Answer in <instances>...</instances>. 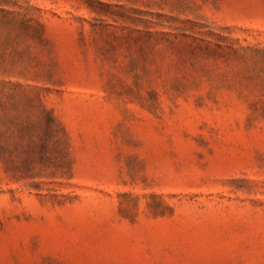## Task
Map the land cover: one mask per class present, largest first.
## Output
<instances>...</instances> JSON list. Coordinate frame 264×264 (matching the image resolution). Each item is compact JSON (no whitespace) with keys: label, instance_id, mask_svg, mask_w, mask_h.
Wrapping results in <instances>:
<instances>
[{"label":"rangeland","instance_id":"rangeland-1","mask_svg":"<svg viewBox=\"0 0 264 264\" xmlns=\"http://www.w3.org/2000/svg\"><path fill=\"white\" fill-rule=\"evenodd\" d=\"M47 113L0 264H264V0H0V132Z\"/></svg>","mask_w":264,"mask_h":264},{"label":"trees","instance_id":"trees-1","mask_svg":"<svg viewBox=\"0 0 264 264\" xmlns=\"http://www.w3.org/2000/svg\"><path fill=\"white\" fill-rule=\"evenodd\" d=\"M2 121L0 118L1 124ZM26 124L15 116L9 121L8 128L0 132V162L4 164L7 173H12L16 178H23L30 173L41 155L50 162L64 159L63 129L52 113H47L44 125L46 142L42 151L32 141L31 125ZM24 139L28 142L24 143Z\"/></svg>","mask_w":264,"mask_h":264}]
</instances>
